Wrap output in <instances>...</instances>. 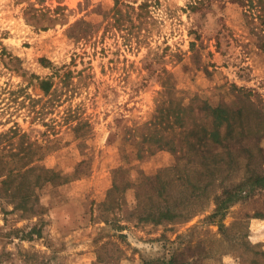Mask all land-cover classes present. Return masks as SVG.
<instances>
[{
    "label": "rangeland",
    "instance_id": "1",
    "mask_svg": "<svg viewBox=\"0 0 264 264\" xmlns=\"http://www.w3.org/2000/svg\"><path fill=\"white\" fill-rule=\"evenodd\" d=\"M249 3L0 0V264H264L247 229L264 210ZM243 165L250 184L232 186Z\"/></svg>",
    "mask_w": 264,
    "mask_h": 264
},
{
    "label": "crops",
    "instance_id": "2",
    "mask_svg": "<svg viewBox=\"0 0 264 264\" xmlns=\"http://www.w3.org/2000/svg\"><path fill=\"white\" fill-rule=\"evenodd\" d=\"M129 156L131 159H129L128 167L129 171L134 172L136 171L137 177H132L133 181H139L140 180V173L138 171V167L136 163V157L134 153L129 152ZM133 158V159H132ZM120 164V163H119ZM121 166V165H119ZM119 166L115 167L112 171V174L119 170ZM247 171H245V165L239 167L238 169L231 172V174L228 177V181L232 186H236L239 184H242L247 180ZM262 190H264V187H260ZM243 198L239 199L235 203H240ZM233 205L230 206V208ZM262 214H258L253 210V213L249 215L248 218V232L249 237L256 239L258 242H260L261 245V252H264V210L261 211ZM233 220L237 218V216H231ZM200 264H242L241 261V255L237 253H227L222 254L218 256H207L205 258H202Z\"/></svg>",
    "mask_w": 264,
    "mask_h": 264
},
{
    "label": "trees",
    "instance_id": "3",
    "mask_svg": "<svg viewBox=\"0 0 264 264\" xmlns=\"http://www.w3.org/2000/svg\"><path fill=\"white\" fill-rule=\"evenodd\" d=\"M253 2V3H252ZM244 5H246V4H244ZM249 7H251V8H254V7H257V9L259 8V10L260 11H264V3L261 1V0H258V1H253V0H251V3H249V4H247ZM246 10L250 13V12H252V9H250V8H246ZM263 15H264V12H263ZM181 108L182 107H179V109H178V111L177 112H182V117H179V118H177V120H181V121H184V118H186V116L183 118V116H184V111L185 110H183V111H181ZM218 111V112H217ZM214 112L215 113H217V117H220L221 115H222V113H223V110H221V108H219V106H217L215 109H214ZM168 142V141H167ZM169 143V142H168ZM172 145H170L169 146V149H172L173 147H171ZM228 156H229V154H228ZM239 168V167H238ZM238 168H236V169H238ZM247 173V180L245 181V182H243L242 184H239V185H236V186H242V185H245V184H248L249 182H251V181H249L251 178H250V176H249V174H248V172H246ZM256 183H253L252 185H254L255 184V186L256 187H264V175H261V176H259V177H256V179L254 180ZM253 181V182H254ZM250 184V183H249ZM239 199H241V197H237V198H234L233 200H230L231 202L230 203H232V202H236V201H238Z\"/></svg>",
    "mask_w": 264,
    "mask_h": 264
}]
</instances>
